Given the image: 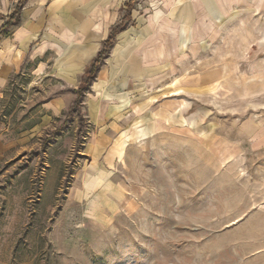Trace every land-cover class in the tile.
<instances>
[{
	"label": "rangeland",
	"instance_id": "374dc122",
	"mask_svg": "<svg viewBox=\"0 0 264 264\" xmlns=\"http://www.w3.org/2000/svg\"><path fill=\"white\" fill-rule=\"evenodd\" d=\"M146 1L125 12L143 18ZM22 3L0 0V15ZM259 5L215 8L166 82L95 79L45 122L58 84L18 78L0 105V264H264Z\"/></svg>",
	"mask_w": 264,
	"mask_h": 264
},
{
	"label": "crops",
	"instance_id": "0c3cea01",
	"mask_svg": "<svg viewBox=\"0 0 264 264\" xmlns=\"http://www.w3.org/2000/svg\"><path fill=\"white\" fill-rule=\"evenodd\" d=\"M151 1L161 2L158 13L148 11ZM242 1L246 0H147L145 16L140 18L132 12L131 25L118 34L95 78V87L102 88L110 80L126 85L166 82L175 63L185 60V38L206 34L202 27L211 25L215 29V8L228 12ZM256 1L264 6V0ZM124 3L125 0H23L20 23L0 32V105L16 80L23 78L37 87L58 84L55 93L39 103L43 122L47 113L59 116L68 111L77 99L76 90L87 66L112 30L121 24L126 13ZM11 14L1 13L0 28ZM130 100L125 94L116 108Z\"/></svg>",
	"mask_w": 264,
	"mask_h": 264
},
{
	"label": "trees",
	"instance_id": "16d2710c",
	"mask_svg": "<svg viewBox=\"0 0 264 264\" xmlns=\"http://www.w3.org/2000/svg\"><path fill=\"white\" fill-rule=\"evenodd\" d=\"M131 5H132V3H129V5H128L129 9L127 10V13L125 16L127 18L131 14ZM17 14H18L17 15L18 17H16V15L8 17L6 22L0 28L1 33L4 32L8 27L13 26V25H17L20 23V21H21L20 16H19L20 10L18 11ZM127 27H128V25L126 23L119 24L118 26H116L112 30V32L109 35V37L107 38V40L104 41L103 47L101 48V50L97 53V55L93 58L91 63L86 68V71H85L86 78H85V80L82 81L81 85L76 90L77 99L71 105L69 112H72L73 110H78L81 108L85 89H87V87H89L91 85L92 81H94L95 78L97 77V73L99 72L101 66L104 64L105 60L109 57V54H110L113 46L116 43V39H117L118 34L125 31L127 29ZM80 135H81V133H80Z\"/></svg>",
	"mask_w": 264,
	"mask_h": 264
},
{
	"label": "bare ground",
	"instance_id": "6f19581e",
	"mask_svg": "<svg viewBox=\"0 0 264 264\" xmlns=\"http://www.w3.org/2000/svg\"><path fill=\"white\" fill-rule=\"evenodd\" d=\"M179 45V44H178Z\"/></svg>",
	"mask_w": 264,
	"mask_h": 264
}]
</instances>
